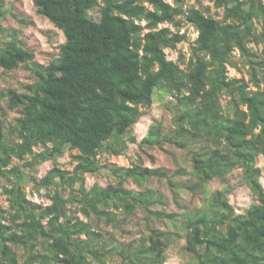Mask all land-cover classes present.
<instances>
[{
	"label": "trees",
	"instance_id": "16d2710c",
	"mask_svg": "<svg viewBox=\"0 0 264 264\" xmlns=\"http://www.w3.org/2000/svg\"><path fill=\"white\" fill-rule=\"evenodd\" d=\"M187 1L33 0L36 14L64 38L43 65L22 44L21 28L4 27L11 12L0 0V79L26 76L0 90V191L8 204L0 206V264H165L181 238L185 264H264L257 167L264 156V0H214L215 14ZM185 24L197 37L188 57L170 60L165 51L188 41ZM229 68L245 69L247 78L229 77ZM154 102L172 114L173 128L155 121L138 142L141 109ZM6 112L18 115L10 128ZM132 145L180 150L176 175L188 180L177 184L162 168L114 166V186L86 187L85 175L103 168L101 155L121 156ZM66 151L73 152L71 171L59 167ZM47 161L53 167L39 180L25 170ZM235 170L257 201L245 214L228 200L225 184ZM152 179L174 200L184 190L207 196L193 210L173 213L158 189L125 187ZM215 179L224 188L210 192ZM26 185L50 204L31 201ZM140 212L141 235L120 242L116 235Z\"/></svg>",
	"mask_w": 264,
	"mask_h": 264
},
{
	"label": "rangeland",
	"instance_id": "374dc122",
	"mask_svg": "<svg viewBox=\"0 0 264 264\" xmlns=\"http://www.w3.org/2000/svg\"><path fill=\"white\" fill-rule=\"evenodd\" d=\"M6 7H8L11 12V16H8L5 22L3 23L4 27L7 28H21L20 40L22 44L32 50L35 54V59L37 62L47 65V63L56 57L59 46L63 43L64 38L63 34L56 30L47 20L39 17L36 14V9L33 4V0H4ZM187 6H194L196 8L207 7L209 8L212 14H215L214 0H188ZM94 16H97V10L91 11ZM16 19H22L24 22H29V25H22L19 27ZM170 27V26H169ZM173 31L174 29L170 27ZM186 32L188 36V41L177 46L176 50H166L167 58L173 61H176L179 54L182 53L186 57L189 56V45L193 44L194 40L197 37V32L186 24L181 28V33ZM254 50H258L253 45H250ZM229 77H243L247 78L245 69L241 68V71H236L229 68ZM26 82V76L23 72L17 71L7 78L0 79V90L7 86L17 87L19 84ZM166 100H170L167 98ZM227 98L223 96L221 98V104L225 105ZM143 115L139 119L138 123L134 127V135L139 142L144 136L147 135V131L150 128L151 124L155 121H160L165 130H170L173 128L172 125V114L166 110L164 104L154 102L148 109H141ZM5 125L10 128L14 124V119L18 116L13 112L5 113ZM8 134V133H7ZM8 138L11 140L14 139V135L9 132ZM37 151V150H36ZM178 149H174L170 146L164 145L162 148L153 147L150 149L140 150L137 146H130L128 151L121 156H110L103 154L100 156V164L102 169L95 174L85 175V184L87 188L92 187L97 184L101 187H109L115 185V179L110 172L112 167H124L129 168L132 166L140 165L142 168H162L167 171L168 176L174 178L177 184L186 182L188 180L187 176L176 175L178 170V164L182 163V157L184 156ZM73 152L66 151V153L58 159L59 167L65 170H72L74 163H72L71 155ZM181 158V160H180ZM184 159V157H183ZM23 162H18L17 160L13 161L12 165H22ZM187 165V163H186ZM53 167L52 163L47 161L39 164L35 168L29 167L26 169V172L29 175L34 176L36 180L41 179L51 168ZM257 167L261 170L260 183L264 190V156H259L257 158ZM188 170L190 169L187 166ZM1 183H4L3 180H0ZM228 185L231 193L228 196L229 203L233 206L236 214H245L247 209L257 201L252 196L250 190L245 186L241 181V171L235 170L230 176L227 177L226 184ZM151 187L158 189L162 194L167 198V211L173 213H181L184 211H191L195 207L199 206L207 194L197 193L192 194L189 191L180 192L178 197H175V200L172 194L169 192L168 187L163 181L152 179L147 184L142 186H137L130 180H127L125 187L133 191H141L146 187ZM210 192L215 190H220L224 188V184L219 180L215 179L208 184ZM25 191L28 198L35 203H43V205H48L50 202L45 199V197H40L37 193L33 192L30 185H26ZM42 195L45 194L44 190H40ZM177 202V203H176ZM0 206L2 208H7L8 204L5 197L1 194L0 191ZM82 219L85 220V217L78 213ZM142 218V213L140 212L129 225L125 228V234H118L116 238L122 243H128L136 238H138L142 233V227L137 225ZM142 225V223L140 222ZM152 224V223H151ZM153 225V224H152ZM166 222L163 223L165 228ZM100 228L103 227L100 225ZM166 229V228H165ZM171 229V228H170ZM182 234V233H181ZM185 244L183 238L178 239L175 246L171 247L166 251V262L165 264H185L189 259L185 252H183L182 247ZM183 252V253H182Z\"/></svg>",
	"mask_w": 264,
	"mask_h": 264
}]
</instances>
